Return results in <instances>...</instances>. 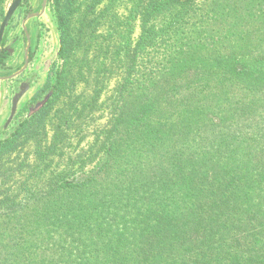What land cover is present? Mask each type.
<instances>
[{"label": "trees", "instance_id": "1", "mask_svg": "<svg viewBox=\"0 0 264 264\" xmlns=\"http://www.w3.org/2000/svg\"><path fill=\"white\" fill-rule=\"evenodd\" d=\"M195 1L108 0L88 25L121 42L78 64L79 5L53 0L51 96L0 138V264H264V0ZM103 91L105 157L73 177Z\"/></svg>", "mask_w": 264, "mask_h": 264}, {"label": "rangeland", "instance_id": "2", "mask_svg": "<svg viewBox=\"0 0 264 264\" xmlns=\"http://www.w3.org/2000/svg\"><path fill=\"white\" fill-rule=\"evenodd\" d=\"M13 0H0V24L5 16L8 8L10 7ZM92 0H77L78 9L73 15L72 18V29L77 38V42L79 48L75 51L74 58L77 59V63L79 64L81 61L86 62L91 61L92 59L95 61H100V57L102 55V48L106 46V44L114 43L120 44L119 38L116 36L114 37L113 41H108L106 39V35L104 34V30L101 29L99 26L88 25V21L94 19V17H99L100 12H102L103 7L107 4L108 0H100L99 4H96L94 8H88ZM97 1V0H93ZM210 0H196L195 5L192 8V12L201 13L199 10L202 6H205L206 3ZM26 5H34L36 0H24ZM251 5V4H249ZM259 6V5H258ZM248 7V6H247ZM249 9V7H248ZM122 12V10H119ZM124 11V10H123ZM41 22V33H40V40L38 49L35 52L31 62L29 63L26 71L16 79L8 80V81H0V138L5 137L8 135L17 125V123L25 116L32 114L30 112V108H32L37 102V99L42 100L44 96L49 92V87L51 84V80L53 78V74L56 68H60L59 61L57 59V51L59 47L58 43V32L55 26V14L53 9V0L50 2L48 1V8L44 14V16L40 20ZM249 28L245 27V29ZM19 32V29H13L10 33ZM10 34V35H11ZM137 34V30L135 35ZM13 35V34H12ZM242 44V43H238ZM18 56L13 58L12 62H9V66H14L17 59L20 55L21 60V53L22 50L17 51ZM198 58V57H196ZM84 63V67H85ZM13 68V67H10ZM77 68V67H76ZM76 68L73 73H76ZM15 70V68H13ZM7 70L6 73H8ZM30 81V87L25 95L21 98L17 112L13 117V120L7 125L6 128H3L6 120L9 117L10 109H11V100L13 95L18 91V86L22 82ZM112 82V81H111ZM113 86V82L111 87ZM85 86L83 83L78 84L76 87L77 91L73 94L74 97L79 99V102L82 103L88 99V91L87 89L83 93ZM110 93H105L103 91L101 93V98L99 100V106L96 110H90L86 112V115L83 116L81 123L83 124L82 127H85V132L83 133L84 139L79 141V138L72 139V153L69 151H64L66 155L64 157L71 156L73 159H77L78 157L87 160V164L83 169H77L74 167L71 171V176L73 177H81L88 174V171L92 168L93 163L97 162L99 158L105 157L103 154H98L92 156L91 153H86L89 146L92 145L94 139V131H99L102 126L107 122L110 117L109 108H100V103L105 100V98ZM35 99V100H34ZM90 100V96H89ZM68 102V96L62 97L58 100L53 107L52 112L56 113L58 110H61L64 106V102ZM100 108V109H98ZM35 112V111H34ZM47 119H45L46 121ZM40 129L41 131L43 121H40ZM50 129V126H49ZM48 130V129H47ZM39 137L43 139V135L40 134ZM89 144V145H88ZM35 148V142L31 141L27 144L26 150L31 151ZM56 160H62L63 158L56 157ZM90 159V160H89ZM93 162V163H91Z\"/></svg>", "mask_w": 264, "mask_h": 264}, {"label": "flooded vegetation", "instance_id": "3", "mask_svg": "<svg viewBox=\"0 0 264 264\" xmlns=\"http://www.w3.org/2000/svg\"><path fill=\"white\" fill-rule=\"evenodd\" d=\"M41 4L42 0H36L35 4L32 6L28 4L26 5L24 0H22L13 16L10 18L0 41V54L2 51H5L7 53L6 57L2 58V61L0 62V76L9 75L19 70L24 63L25 57L28 58L29 65L33 56L35 55V52L38 49L41 33L40 20L44 16L48 8V0L43 12L41 9ZM34 14L37 15L35 16ZM16 28L19 29V32L17 30V32L12 33V35L10 31ZM19 50H22L21 60L19 55L16 64L14 66H9V62H12L13 58H15V56H18L17 51ZM9 67H13L15 68V70L8 74L6 72ZM26 69L24 70V72L26 71ZM23 73H21L19 76H21ZM23 83H28L30 87L31 82L26 81L20 83L18 89Z\"/></svg>", "mask_w": 264, "mask_h": 264}, {"label": "water", "instance_id": "4", "mask_svg": "<svg viewBox=\"0 0 264 264\" xmlns=\"http://www.w3.org/2000/svg\"><path fill=\"white\" fill-rule=\"evenodd\" d=\"M21 1L22 0H13L10 7L8 8V10H7V12H6L1 24H0V41H1V38L3 35V32L6 28V26L8 25L10 18L13 16L14 12L18 8ZM46 2H47V0H42V4H41L42 12L45 9ZM34 15L36 16L37 14H34ZM27 65H28V58L25 57L24 63L19 70L15 71L14 73H11L9 75L0 76V81H8V80H11V79L18 77L21 73L24 72ZM28 89H29V84L23 83V84H21L18 91L13 95L12 100H11L10 114H9V117L6 120L3 128H6L7 125L13 120V117L15 116V114L17 112L18 104H19L21 98L28 91ZM50 96H51V93L46 94L42 100L38 101L32 108H30V112H34V111L38 110L39 108H41L42 106H44V104L47 102V100L50 98Z\"/></svg>", "mask_w": 264, "mask_h": 264}]
</instances>
